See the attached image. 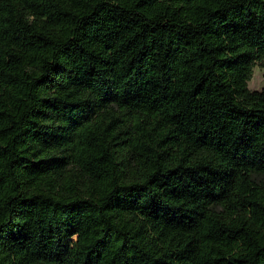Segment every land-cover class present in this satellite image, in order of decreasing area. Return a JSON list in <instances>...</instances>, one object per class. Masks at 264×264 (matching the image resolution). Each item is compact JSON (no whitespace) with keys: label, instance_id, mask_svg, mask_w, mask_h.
<instances>
[{"label":"trees","instance_id":"16d2710c","mask_svg":"<svg viewBox=\"0 0 264 264\" xmlns=\"http://www.w3.org/2000/svg\"><path fill=\"white\" fill-rule=\"evenodd\" d=\"M264 0H0V264H264Z\"/></svg>","mask_w":264,"mask_h":264},{"label":"rangeland","instance_id":"374dc122","mask_svg":"<svg viewBox=\"0 0 264 264\" xmlns=\"http://www.w3.org/2000/svg\"><path fill=\"white\" fill-rule=\"evenodd\" d=\"M248 86L252 90H260L264 88V61L255 65L252 77L248 82Z\"/></svg>","mask_w":264,"mask_h":264}]
</instances>
